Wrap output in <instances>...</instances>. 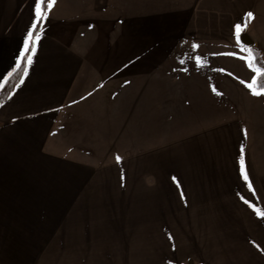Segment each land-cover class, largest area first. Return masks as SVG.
Here are the masks:
<instances>
[{"label":"crops","instance_id":"obj_1","mask_svg":"<svg viewBox=\"0 0 264 264\" xmlns=\"http://www.w3.org/2000/svg\"><path fill=\"white\" fill-rule=\"evenodd\" d=\"M46 12L0 105V264H264V95L235 35L264 60V0ZM34 23L0 0V86Z\"/></svg>","mask_w":264,"mask_h":264},{"label":"snow or ice","instance_id":"obj_2","mask_svg":"<svg viewBox=\"0 0 264 264\" xmlns=\"http://www.w3.org/2000/svg\"><path fill=\"white\" fill-rule=\"evenodd\" d=\"M45 2V0H35V13H36V17H37V21L42 20L46 17L47 12L42 10L41 5ZM47 2V8L51 9L53 4H54V0H46ZM248 17L252 16V13H248L247 14ZM37 27V23L33 24V28ZM235 35H236V39L238 44L240 43V31H241V25H236L235 26ZM29 38H31L33 36L32 32L28 33ZM35 39L38 40L39 39V35L35 36ZM25 44H28V40H25ZM194 48L196 47L195 45L193 46ZM34 50V49H33ZM241 51H246L247 55L246 56H239L238 58L245 60V62L247 63V66L249 67V69L256 73L257 75H254L252 77V81L250 83L248 82H244L242 81V83H245L246 87L249 88L250 92L252 95H264V87L259 86V81H258V76L259 75H264V68L261 67H256L254 65V57H253V53L251 51V49H244L243 45H241ZM228 55H234L233 53H228ZM29 61L31 60V57H28ZM196 61L199 64L200 63V57H196ZM222 71V70H221ZM215 91V89H214ZM119 157H117V161H119ZM241 174L244 176L245 181L247 182L248 177L246 175V173L244 172V165H243V159H241ZM175 179V178H174ZM249 188L251 189V184L249 183ZM245 203H248L247 200H245ZM250 207H253L251 204L249 205ZM256 214L258 216L264 217V212H261L259 209L254 208L253 209Z\"/></svg>","mask_w":264,"mask_h":264},{"label":"trees","instance_id":"obj_3","mask_svg":"<svg viewBox=\"0 0 264 264\" xmlns=\"http://www.w3.org/2000/svg\"><path fill=\"white\" fill-rule=\"evenodd\" d=\"M41 7H42L43 11H45V12L47 11L48 8H47L46 0L41 5ZM40 21L41 20L38 21L37 27L32 32L33 36L29 39L28 45H27L26 50L24 51V53L21 57L19 64L6 77V79L3 81L2 85L0 86V105L8 99V97L14 91V89L16 88V86L18 85V83L22 77V74H23L24 69H25V64H26L27 58H28V56L31 52V49L33 47V44H34L35 36L39 32ZM243 35H244V32H240V37ZM249 49H251V51L253 53L254 65L256 67L264 68V60H263V55H262L261 51L256 49V48H249ZM254 75H257V74L254 73ZM257 78L259 81V86L264 87V75H259Z\"/></svg>","mask_w":264,"mask_h":264},{"label":"water","instance_id":"obj_4","mask_svg":"<svg viewBox=\"0 0 264 264\" xmlns=\"http://www.w3.org/2000/svg\"><path fill=\"white\" fill-rule=\"evenodd\" d=\"M240 43L247 48H251L253 45V42L248 38L247 35H243L240 37Z\"/></svg>","mask_w":264,"mask_h":264}]
</instances>
